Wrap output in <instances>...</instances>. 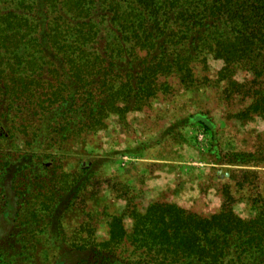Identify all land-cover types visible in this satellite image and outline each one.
<instances>
[{
	"label": "trees",
	"instance_id": "obj_1",
	"mask_svg": "<svg viewBox=\"0 0 264 264\" xmlns=\"http://www.w3.org/2000/svg\"><path fill=\"white\" fill-rule=\"evenodd\" d=\"M210 62L226 96L249 101L235 119L264 122V0H0V138L26 147L0 145V264H48L43 242L60 253L52 264H264V203L243 219L227 189L212 215L126 205L106 216V241L64 238L94 177L92 165L58 173L64 142L172 94V80L190 89ZM199 123L217 163L264 168V150L224 154Z\"/></svg>",
	"mask_w": 264,
	"mask_h": 264
},
{
	"label": "rangeland",
	"instance_id": "obj_2",
	"mask_svg": "<svg viewBox=\"0 0 264 264\" xmlns=\"http://www.w3.org/2000/svg\"><path fill=\"white\" fill-rule=\"evenodd\" d=\"M219 68L218 62H210L206 72L195 69L196 83L188 90L170 80L172 94L159 93L140 112L111 115L101 130H84L64 142L56 153L58 173L72 175L90 165L94 170L85 192L62 220L67 243L106 241V216L128 206L143 209L154 201L167 202L208 216L221 209L227 189L234 212L247 219L264 203V168L221 165L209 155L211 138L199 122L212 124L224 154L264 150V122L235 119L249 101L226 96L225 83L217 81ZM238 78L243 81L244 74ZM199 114L205 119L191 118ZM175 124L179 127L172 128ZM9 142L0 138L5 151L9 146L14 153L26 150L21 136ZM245 170L256 172L257 179L239 173ZM42 244L52 264L60 253L52 244Z\"/></svg>",
	"mask_w": 264,
	"mask_h": 264
}]
</instances>
